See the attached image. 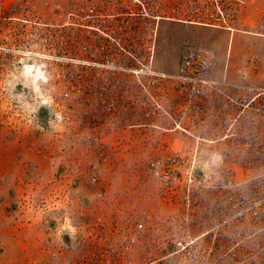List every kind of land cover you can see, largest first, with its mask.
<instances>
[{"label": "built area", "instance_id": "1", "mask_svg": "<svg viewBox=\"0 0 264 264\" xmlns=\"http://www.w3.org/2000/svg\"><path fill=\"white\" fill-rule=\"evenodd\" d=\"M255 1L194 0L186 19L226 32L227 50L220 59L209 47H186L173 74L152 70L150 48L131 63H89L84 55L104 51L95 50L94 38L92 50L80 35L65 47L81 54L77 66H93L97 81L87 99L81 76L66 82L64 109L74 103L80 109L65 117L67 131L96 155L109 146L108 136L119 141L120 133L139 137L145 150L151 144L163 150L151 158L146 152L144 163L169 202L168 212L122 214L106 224L98 218L97 248L77 264H264V49L235 65L230 58L235 34L264 43V12L253 22L246 17ZM30 7L31 0H0V13L12 14L8 20L32 25V38H45L40 28L48 24L34 14L33 0L32 22L16 16ZM60 16L63 27L85 36V29L94 33L100 13L88 4Z\"/></svg>", "mask_w": 264, "mask_h": 264}, {"label": "rangeland", "instance_id": "2", "mask_svg": "<svg viewBox=\"0 0 264 264\" xmlns=\"http://www.w3.org/2000/svg\"><path fill=\"white\" fill-rule=\"evenodd\" d=\"M113 1L117 14H125L129 8L137 5L134 0ZM193 1L150 0L152 16L158 15L160 7L164 12L163 28L159 30L157 39L151 38L153 44L149 46L150 53L152 51L149 56L152 57L150 62L152 61L153 71L165 74L175 73L181 53L189 46L209 47L220 59L224 58L228 46L227 33L192 24L191 19H186L187 15H193L191 13ZM111 2V0H33L34 14H39L41 20L48 24V26L40 28V34L44 33L45 38L39 39L32 38V25L29 26L12 19L8 20V17L12 16L8 11L0 13V151L6 150L9 154H13L16 160L20 159L21 163H19L16 177H32L29 164L32 161V147L47 146L57 155L61 154V150L65 148H74L75 137L67 131L64 119L70 115V112L71 114L79 113L80 109L74 103L72 107L65 110L66 102L61 98V94L66 87V82L73 83V80L77 79L75 75L81 76L78 81L83 83V92L86 93L84 98L86 99V96H91L88 93L89 89L97 82L92 76L94 69L91 64L85 67L76 65L75 60L81 58V54L76 51L75 53H65V47L72 48L79 35L92 50V39L94 38L92 33L85 29L84 31L89 32L85 37L79 33V29L76 27H63L60 15L66 12L78 13L79 7L92 4L104 16L103 21L110 22L111 19L106 16L113 8ZM246 9V17H249L253 22L264 12V0H256ZM25 14H27L26 19L32 22V0L30 9L25 11L21 8L16 16H26ZM4 17L7 19L4 20ZM124 18L127 17H120V19ZM148 20L154 21L155 26L156 20ZM198 20L197 17L193 21L197 22ZM43 47L53 49L55 52L46 54ZM263 49L262 40L235 34L231 41V62L234 65L238 64L248 52L261 56ZM33 51L36 53H32ZM108 52L109 49H105L99 54H95L94 57L90 53L84 57L89 63L97 61L103 63L111 60L110 58L116 61L117 56ZM120 57L122 61L131 63V61L128 62L127 55L122 54ZM25 64L39 66L45 76V80L38 82L37 89L33 85L32 88L30 87L29 77L27 78L23 73ZM151 139L152 137H149V140ZM106 142L109 146L102 151L101 155H97L98 157H95L96 154L90 151L84 152L91 157L99 158L100 164L105 166L113 163L123 165L119 168L120 172L136 177L122 178L131 186L129 187L131 207L115 214L104 212L87 217L84 224L81 225L82 228L73 232V238L67 237L70 241L71 239L74 241L73 244L67 242L69 246L66 250L69 252L70 264H77L80 256L91 254L97 248V237L92 226L98 218L106 224L112 217L122 214L169 211V202L162 196L159 186L149 179L144 163L146 152L149 155L148 158L165 152L153 148L152 144L145 150L141 147L139 137L134 136L129 139L128 136H123L121 133L119 141L108 136ZM112 154H116V157H113ZM111 170L116 169L111 168ZM106 199V196L100 199L101 203H105ZM64 236L69 235L64 233ZM17 252L14 255L24 254L20 248ZM60 252L62 251L59 249ZM1 260L0 258V264Z\"/></svg>", "mask_w": 264, "mask_h": 264}, {"label": "crops", "instance_id": "3", "mask_svg": "<svg viewBox=\"0 0 264 264\" xmlns=\"http://www.w3.org/2000/svg\"><path fill=\"white\" fill-rule=\"evenodd\" d=\"M73 147L59 155L47 146L32 147L30 178L16 177L20 159L0 151L1 264H70L67 242L73 244L69 238L87 217L131 207V186L122 178L136 177L120 172L123 165L105 166ZM64 230L69 236L63 237ZM19 248L24 254L14 255Z\"/></svg>", "mask_w": 264, "mask_h": 264}, {"label": "flooded vegetation", "instance_id": "4", "mask_svg": "<svg viewBox=\"0 0 264 264\" xmlns=\"http://www.w3.org/2000/svg\"><path fill=\"white\" fill-rule=\"evenodd\" d=\"M111 1L113 8L106 16L111 19L110 22H104V16L101 14L93 22L95 50L109 49V52L117 56V61L122 60L120 57L122 54L127 55L130 60L135 59L138 53L147 54L152 42L151 38L157 39L159 30L163 28L162 7L154 17L150 14V0H134L137 5H133L125 14H117L114 1ZM120 17L127 18L120 19ZM148 19L156 20L155 26V22Z\"/></svg>", "mask_w": 264, "mask_h": 264}, {"label": "bare ground", "instance_id": "5", "mask_svg": "<svg viewBox=\"0 0 264 264\" xmlns=\"http://www.w3.org/2000/svg\"><path fill=\"white\" fill-rule=\"evenodd\" d=\"M19 54V53H18ZM47 58V57H46ZM61 59V58H60ZM52 60V59H51ZM55 60V59H54ZM65 60V59H64ZM67 60V59H66ZM64 62V61H63ZM70 62V61H69ZM73 62V61H72ZM71 63V62H70ZM75 63V62H73ZM23 73L27 78L29 77L30 87L32 88V85L34 88L37 89L38 82L45 80V76L43 75L42 70L39 66L35 65H26L24 66Z\"/></svg>", "mask_w": 264, "mask_h": 264}]
</instances>
